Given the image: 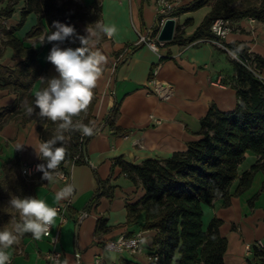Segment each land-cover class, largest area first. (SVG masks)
I'll list each match as a JSON object with an SVG mask.
<instances>
[{"label": "crops", "instance_id": "1", "mask_svg": "<svg viewBox=\"0 0 264 264\" xmlns=\"http://www.w3.org/2000/svg\"><path fill=\"white\" fill-rule=\"evenodd\" d=\"M92 1L85 0L89 10ZM95 1L99 6L98 18L84 25L81 28L83 33L88 35L87 28L99 32L98 26L104 25H115L117 33L109 38L99 32L98 38H94V50L102 53L106 62L102 65V76L95 88L96 101L88 121L95 132L85 144L87 162H65L63 170L67 180L54 175L50 182L42 179V175L36 178L34 197L44 199L49 206L64 200L56 199L60 189L72 186L66 219L61 222L58 216L51 228V234L58 231L55 244L50 236L39 240L29 233L18 236L17 243L7 250L11 255V264H47L46 254L52 247L62 253L58 264H94L95 258H99L101 264H122L127 258L150 263L148 250L155 231L141 228L145 217L143 211H139L136 217H129L127 208V204L139 199L144 190L139 181L133 182L121 171L119 164H113L114 159L121 157L128 162L140 163L145 158H165L174 151L185 150L188 141L200 136V119L211 105L220 111H228L235 107L238 100L234 85L236 60L221 46L199 39L187 44L169 43L161 47L163 55L158 56L146 43H137L139 34L147 36L154 27L159 0ZM190 1L173 0L174 6H183ZM209 8L207 4L183 11L174 16L175 25L180 24L190 33ZM200 10L202 12L195 18L193 14ZM13 15L18 16V11ZM181 16L183 20H180ZM186 18L190 21L184 25ZM5 20L13 25L10 18ZM42 21L44 24V19ZM232 25L233 30L222 39L224 43H237L264 59V23L251 22L248 17H243L232 21ZM43 29L47 30L45 24ZM15 35L23 38L26 45H34L25 41L30 36L25 37L18 31ZM34 46L38 49V62L47 64V67L46 77L38 75L34 78L32 93L46 86L41 77H58L54 66L46 59L53 44L46 42L41 47ZM59 46L68 48L64 43H59ZM12 58L18 59L9 48L5 54H0V63H13ZM261 70L264 74V66ZM152 77L172 83L173 95L160 99L152 93L149 84ZM15 97L12 89L0 86V107L10 105ZM114 99L119 101L114 122L120 131H114L103 120ZM151 116L158 118L159 122ZM40 142L35 118L19 117L14 112L0 126V178L5 167L12 162L17 161L21 168L39 161L33 147ZM17 144H23V149L16 150ZM257 159V154L245 151L237 165V177L229 185L227 203L223 204L222 197H217L211 204L203 206L202 218L208 215L209 220L212 217L221 219L219 232L227 240L224 264H249L247 256L250 249H246V244L251 245L264 237L263 171L254 170L250 183L238 187L239 176L249 170ZM96 176L109 179L115 186L111 196L103 195L96 203H91L97 186ZM81 211L87 214L78 219ZM97 218L101 219L102 225L95 233ZM136 231H141L143 236L142 253L131 254L105 246L107 240L121 233Z\"/></svg>", "mask_w": 264, "mask_h": 264}, {"label": "trees", "instance_id": "2", "mask_svg": "<svg viewBox=\"0 0 264 264\" xmlns=\"http://www.w3.org/2000/svg\"><path fill=\"white\" fill-rule=\"evenodd\" d=\"M237 1L191 0L186 5L174 6L164 14L156 15L155 25L146 37L149 39L156 35L163 16L174 17L183 11L195 10L207 4L210 5L209 10L190 33L176 23L172 39L165 41V44H187L203 37L217 38L210 30L212 21L217 17L228 18L231 22L243 17H253L264 23V0H239V5L235 4ZM98 9L97 2L93 0L90 9L93 16L88 19L82 5L74 0H0L1 42L5 47L11 48L18 57L13 63H0V86L10 88L16 93L10 105L0 107V126L17 109H26L25 104H33L31 86L34 78L38 75L46 77L47 64L41 65L38 62V49L34 45H26L23 38L15 35L28 14L35 13L37 20L25 32V37L39 35L44 24L47 27L46 33L50 34L55 31L53 22H60L74 27L75 35L63 43L75 49L81 47L78 37L86 36L78 28L76 20H85L91 24L98 18ZM15 11L19 13L18 21L6 27L2 20L10 18ZM189 21L190 18H186L184 25ZM222 42L240 57L247 54V50L237 43ZM254 58L260 66H264L263 58L258 55H254ZM236 66L234 85L238 100L235 107L220 111L211 105L200 119V136L188 141L185 150L174 151L165 158H145L140 163L128 162L121 157L114 159L113 164H119L121 171L133 182L139 181L144 190L139 199L127 204V208L129 217H136L139 211H143L145 217L141 228L155 231L148 254L157 256V260H151L148 264H224L227 240L219 232L221 219L212 217L204 225L203 206L211 204L217 197H222L223 204L227 203L229 185L237 177V165L245 151L254 152L258 159L249 170L239 176L238 187L242 188L250 183L254 170L261 169L264 173V81L255 77L238 61ZM93 92L94 96L85 111L83 124H87L91 117L96 101V90ZM118 103L119 101L114 99L103 119L114 131L121 130L114 122ZM26 117L35 118L42 142L58 135L52 130L42 129L43 125L55 123L40 117L38 109ZM65 136L67 140L64 139L63 146L67 151L59 168L63 169L67 161L75 164L87 162L84 150L90 136H83L76 130L65 131ZM56 146H60V143ZM43 162L39 160V164ZM4 170L0 178V194L3 197L8 200L14 195L21 198L34 197L36 178L43 175L41 172L26 178L21 174L17 161ZM96 179L97 186L91 203H96L103 195L111 196L115 186L109 179H100L98 176ZM262 189L264 190V178ZM10 216L9 211L0 205V225ZM13 216L15 224L20 221L17 213ZM101 225V219L97 218L95 233ZM262 240L261 246L255 242L250 245V253L247 256L249 264H264V237ZM122 264L145 263L127 258Z\"/></svg>", "mask_w": 264, "mask_h": 264}, {"label": "clouds", "instance_id": "3", "mask_svg": "<svg viewBox=\"0 0 264 264\" xmlns=\"http://www.w3.org/2000/svg\"><path fill=\"white\" fill-rule=\"evenodd\" d=\"M52 27L55 31L42 35L40 44L46 42L53 44L46 59L54 66L58 77L50 79L41 77L46 86L34 91L32 105L25 104L28 115H32L38 109L40 117L47 118L58 126V135L33 147L37 157L44 161L36 165V171L41 172L42 179L48 182L53 179V173L66 156L63 132L76 130L83 136H92L94 133L92 126L74 124L73 121L90 106L94 96L93 90L102 76V65L106 62V57L98 50H94V38H98L99 32L109 38L117 33L115 25L98 26L99 32L87 28L88 35L78 37L81 47L61 48L59 43L74 36L75 29L60 22H53ZM58 142L60 146H56ZM23 147V144L15 146L16 150H22ZM72 192V186L68 185L56 193V199H67ZM8 203L18 212L20 221L14 225L13 230H0V264H11V255L7 250L17 243L18 236L29 233L34 239L39 240L49 235L50 228L58 217L57 208L49 206L44 199L37 197L15 196Z\"/></svg>", "mask_w": 264, "mask_h": 264}, {"label": "built area", "instance_id": "4", "mask_svg": "<svg viewBox=\"0 0 264 264\" xmlns=\"http://www.w3.org/2000/svg\"><path fill=\"white\" fill-rule=\"evenodd\" d=\"M172 7H174L173 0H159V6L157 9V15L164 14L168 10H170ZM167 16H163L160 20V25L163 22V20ZM249 21L256 22L257 20L253 17H248ZM2 23L6 25L5 20H2ZM159 25V26H160ZM6 27H8L6 25ZM210 30L217 36V38L213 37H203L199 38V40H207L211 43H214L216 45L221 46L225 50L229 52L232 58H234L236 61H238L240 64H242L247 70H249L255 77L258 79L264 81V74L262 73L261 66L258 64L256 59L254 58V55L247 51V54L244 56H238L236 53L230 51L224 44H223V38L233 30V25L231 20L224 17H217L215 18L211 25ZM144 42L149 47H151L158 56H162L163 53H161L160 49L161 47L165 46V41L158 40L156 35L152 38H147L144 35L139 34L137 43ZM150 84V91L154 93L158 98L160 99H168L171 95L174 93V86L172 83L167 81H162L157 79L156 77H152L149 80ZM152 117V116H151ZM152 119L155 122H159V119L156 117H152ZM39 164V161L33 162L31 164H25L21 167V174L26 178H31L35 176L39 171H36V165ZM54 176L58 177L61 180H67V174L66 172L58 168L54 173ZM70 205V197L67 199H64L58 203H55L51 205L52 207L57 208L58 210V216L60 218V221H64L66 219V210ZM87 214L86 211H81L78 214V219H81L83 216ZM52 228V227H51ZM51 228L50 233L47 236H50L51 242L55 244L58 236V231H56L54 234H51ZM257 245H262L263 240L259 239L255 241ZM105 246L115 249V250H126L130 252L131 254H139L142 253L144 250L143 247V236L141 231H136L134 233H121L116 238L107 240L105 242ZM246 249H250V244H246ZM47 264H58L61 261L62 253L60 250L56 249L55 247H52L50 250H48L47 254ZM151 260H157V256H151L149 255ZM94 264H101V261L99 258H95Z\"/></svg>", "mask_w": 264, "mask_h": 264}, {"label": "rangeland", "instance_id": "5", "mask_svg": "<svg viewBox=\"0 0 264 264\" xmlns=\"http://www.w3.org/2000/svg\"><path fill=\"white\" fill-rule=\"evenodd\" d=\"M74 1L76 3H79L80 5H82L85 13H87L88 19L93 16V13H92L91 10H89L88 5L85 3V0H74ZM235 4L239 5L240 1L238 0L237 2H235ZM201 12H202V10H200V12H197L196 14H193V16L195 18H197L199 16V13H201ZM18 16H19V13H18ZM18 16H14L13 15V16L10 17L11 22H12L13 25L16 24V22L18 21V18H19ZM183 18L184 17L181 16L180 20H183ZM36 20H37L36 14L33 13V12L29 13L28 16L26 17V20L24 21L23 25L18 29V32H21L22 35L24 36L25 32L36 22ZM5 23L10 25L9 20H7V22H5ZM76 23H77V26H78L79 29L83 28L84 25H86V24L89 25L88 22H86L85 20H76ZM45 32H46V29H43V31L40 33V35H34V36H30L28 38H25L26 43L39 45L41 47L42 45L40 44V37L42 35H44ZM1 36H2V34H1V30H0V54H5L6 50H9V48L5 47L6 50H5V48H3V44L1 42ZM15 59L16 58H12L11 61H15ZM30 105H32V104H30ZM15 113H17V115L19 117L28 115L27 112H26V109H21V108L17 109L15 111ZM84 114H85V112L81 113L79 117H75L74 121L76 123H83ZM42 129H44V130H52L55 133H58V126H57L56 123L53 124V125H48V126L47 125H43ZM63 135H64V132H63ZM65 139L67 140V136H65ZM15 196H18V195H14V197ZM2 197L3 196L0 194V205H3L5 207V209L7 211H9L11 216L6 221H4L2 223V225H0V230H13L14 225H15V217L13 216V214L17 213L18 217H19V214H18V212L16 210H14L13 208L10 207V205L8 203L9 200L6 199L5 197H3V198ZM209 218L210 217L208 215H204V217L202 218L204 225H206L208 223Z\"/></svg>", "mask_w": 264, "mask_h": 264}, {"label": "water", "instance_id": "6", "mask_svg": "<svg viewBox=\"0 0 264 264\" xmlns=\"http://www.w3.org/2000/svg\"><path fill=\"white\" fill-rule=\"evenodd\" d=\"M175 31V18L166 17L158 28L157 39L163 41H169L172 39ZM85 153V150H84Z\"/></svg>", "mask_w": 264, "mask_h": 264}, {"label": "bare ground", "instance_id": "7", "mask_svg": "<svg viewBox=\"0 0 264 264\" xmlns=\"http://www.w3.org/2000/svg\"><path fill=\"white\" fill-rule=\"evenodd\" d=\"M167 17H169V16H167ZM175 18V17H174ZM158 32V31H157ZM175 32V31H174ZM156 35H157V33H156Z\"/></svg>", "mask_w": 264, "mask_h": 264}]
</instances>
